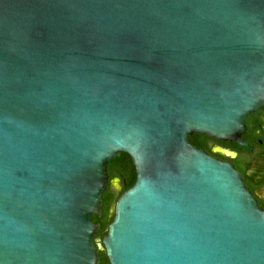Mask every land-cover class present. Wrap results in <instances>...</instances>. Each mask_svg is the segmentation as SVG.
I'll return each mask as SVG.
<instances>
[{
    "label": "water",
    "instance_id": "1",
    "mask_svg": "<svg viewBox=\"0 0 264 264\" xmlns=\"http://www.w3.org/2000/svg\"><path fill=\"white\" fill-rule=\"evenodd\" d=\"M263 106L264 0H0V264H264V208L189 142Z\"/></svg>",
    "mask_w": 264,
    "mask_h": 264
},
{
    "label": "flooded vegetation",
    "instance_id": "2",
    "mask_svg": "<svg viewBox=\"0 0 264 264\" xmlns=\"http://www.w3.org/2000/svg\"><path fill=\"white\" fill-rule=\"evenodd\" d=\"M245 125L246 131L242 138L247 146L240 147L234 142H220L207 137L206 149L202 150L218 160L231 162L256 200H264V106L247 117ZM218 149L226 151L227 154ZM110 184L113 186L112 182ZM119 189L120 182L116 190Z\"/></svg>",
    "mask_w": 264,
    "mask_h": 264
},
{
    "label": "trees",
    "instance_id": "3",
    "mask_svg": "<svg viewBox=\"0 0 264 264\" xmlns=\"http://www.w3.org/2000/svg\"><path fill=\"white\" fill-rule=\"evenodd\" d=\"M207 137L203 135L194 134L189 137V142L192 146H195L199 149H206L205 140ZM107 175L109 180L114 178L118 179L120 182V189L116 190L111 184L103 194V207H102V216L100 219L93 218L94 222L100 224V229L98 233L94 236V242H100L101 239L107 233V227L113 219V207L118 200V198L135 182V170L132 165V162L128 155L121 154L119 158L111 160L107 164ZM258 206L264 208V200L258 199ZM100 257L99 264H109L105 256L104 251H98Z\"/></svg>",
    "mask_w": 264,
    "mask_h": 264
}]
</instances>
